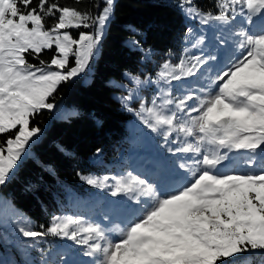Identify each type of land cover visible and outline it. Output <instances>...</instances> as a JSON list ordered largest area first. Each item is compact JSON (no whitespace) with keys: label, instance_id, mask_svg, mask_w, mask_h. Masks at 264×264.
I'll return each mask as SVG.
<instances>
[{"label":"snow or ice","instance_id":"1","mask_svg":"<svg viewBox=\"0 0 264 264\" xmlns=\"http://www.w3.org/2000/svg\"><path fill=\"white\" fill-rule=\"evenodd\" d=\"M114 7L115 0H95L85 11L59 0H0V185L40 133L34 117L53 110L50 98L59 86L89 67ZM179 7L203 25L220 22L240 56L216 73L215 90L206 96L193 91L175 98L163 86L150 102L137 95L141 84L171 85L214 59L192 56L177 65L165 60L155 80L124 73L136 87L126 88L120 101L173 146L168 151L182 161L178 171L189 174L187 183L163 193L131 172L113 177L111 195H127L142 206V215L115 229L73 216H53L41 230L16 225L25 238L52 235L83 246L90 259L71 264H251L257 252L264 257V0H214L215 11L197 0H180ZM202 43L197 39L192 47ZM129 44L142 61L151 59L140 39ZM45 50L52 53L48 60L41 58ZM241 151L246 155L236 164L246 171H219L231 163L230 153ZM81 179L108 187L107 176Z\"/></svg>","mask_w":264,"mask_h":264},{"label":"trees","instance_id":"2","mask_svg":"<svg viewBox=\"0 0 264 264\" xmlns=\"http://www.w3.org/2000/svg\"><path fill=\"white\" fill-rule=\"evenodd\" d=\"M59 2L85 11L92 8L95 0ZM197 3L205 11H215L214 0ZM179 4L180 0H115L87 81L77 76L62 83L50 98L56 105L68 107L64 114L54 115L44 109L40 121L33 120L32 125L41 128L38 140L29 146L33 154L22 158L8 181L0 185V193L32 220L35 229L41 230L39 226H47L53 215L69 210V190L91 188L79 180V173L109 170L105 162L130 146L124 126L129 115L113 97L116 87L108 79H120L124 70L141 75L155 70L165 60L178 58L190 21ZM137 38L151 50L150 60L141 61V53L130 47L129 42ZM51 54V50H45L41 58L48 60ZM95 153L102 162L91 161ZM15 257L17 264H28L24 255L15 253ZM249 259L251 264H264L259 252Z\"/></svg>","mask_w":264,"mask_h":264},{"label":"rangeland","instance_id":"3","mask_svg":"<svg viewBox=\"0 0 264 264\" xmlns=\"http://www.w3.org/2000/svg\"><path fill=\"white\" fill-rule=\"evenodd\" d=\"M187 19L190 21H188L186 30L182 36V47L178 58L175 61H167L173 65H177L180 63L181 58L187 60L192 56H203L205 59L213 57L214 59L208 60L207 65L196 76L172 81L171 85L141 84L137 92L139 98L150 102L156 91L162 86L166 89L170 88L172 96L175 98L193 91L198 95L206 96L207 93L215 90V85L211 83V79L215 77L216 73L230 65L240 56V52L235 48L228 31L224 30V26L220 22H210L208 25H203L199 20H193L188 17ZM245 27H248L247 23H245ZM189 28L192 29L191 33L188 32ZM197 39H202L203 43L193 48L192 45ZM146 49L149 48L146 47ZM93 60L94 58L91 60L86 71L78 75L80 80L87 81ZM157 71L158 66L153 71L144 72L141 79L151 77L155 80V73ZM126 72L131 73L124 70L121 73L120 79L109 78L108 81L116 87V90L112 93L113 97L119 101L120 107L129 115L124 126L130 139V146L125 150L121 149L118 157L105 162L106 166L110 167L109 170L100 173H79V180L85 184L87 183L81 179V176L101 178L107 176L109 177L108 187L97 188L87 184L91 187L89 190H69L67 192L69 210L53 216L82 217L89 222L101 223L107 229H115L117 226H126L137 216L142 215V206L129 200L127 195L118 194L117 196H112L111 185L114 183L113 177L127 175L131 172L141 179H146L158 191L163 193L175 191L182 184L187 183L186 176L189 174L184 173L183 169H179L178 171V166L182 161L168 151V148L173 146H166L162 136L152 133L140 122L135 110L129 111L122 105L120 97L127 95L126 88L136 87L124 76ZM131 74L140 75L138 73ZM144 88L148 89L144 91ZM201 88L204 89V92L200 91ZM149 90L151 91L150 93H148ZM138 107V102L133 105L134 109ZM67 108L58 104L53 110L48 111L54 115H62ZM41 115L42 111L33 120L40 121ZM32 126L40 128L38 124H33ZM39 136L40 133L37 134L34 141L38 140ZM32 154L33 150L28 147L24 156ZM229 155L231 163L225 161L223 166L219 168L220 172L247 170L242 165L237 167L236 164L246 153L241 151L239 153L233 152ZM90 159L92 162H102L97 153L92 155ZM17 224L31 225L34 228L32 220L25 213L13 206L6 196L0 193V264H17L15 253L24 255L28 264H41L44 259L55 261V264H71L72 261L84 262L90 259L83 255V251L85 250L83 246L76 245L73 241L62 237L47 235L35 240L25 238L19 233L16 227ZM111 235L115 238L118 233L113 232Z\"/></svg>","mask_w":264,"mask_h":264}]
</instances>
